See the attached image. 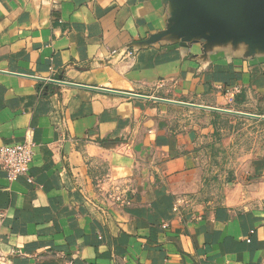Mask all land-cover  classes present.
Returning <instances> with one entry per match:
<instances>
[{
	"label": "crops",
	"instance_id": "0c3cea01",
	"mask_svg": "<svg viewBox=\"0 0 264 264\" xmlns=\"http://www.w3.org/2000/svg\"><path fill=\"white\" fill-rule=\"evenodd\" d=\"M169 17L166 0H0V146L35 142L32 182L0 170V264L264 263V214L206 187L222 112L158 100L263 117L264 52L143 44Z\"/></svg>",
	"mask_w": 264,
	"mask_h": 264
},
{
	"label": "water",
	"instance_id": "95a60500",
	"mask_svg": "<svg viewBox=\"0 0 264 264\" xmlns=\"http://www.w3.org/2000/svg\"><path fill=\"white\" fill-rule=\"evenodd\" d=\"M166 2L170 6L167 28L152 34L143 44L149 45L168 38L183 45L202 42L205 48L228 43L234 46L245 44L250 55L264 52V0H166ZM57 82L65 83L61 80ZM89 88L117 92L105 88ZM158 100L264 119V116L230 109L160 98ZM108 144L111 145L112 142Z\"/></svg>",
	"mask_w": 264,
	"mask_h": 264
},
{
	"label": "rangeland",
	"instance_id": "374dc122",
	"mask_svg": "<svg viewBox=\"0 0 264 264\" xmlns=\"http://www.w3.org/2000/svg\"><path fill=\"white\" fill-rule=\"evenodd\" d=\"M222 113L217 114L213 136L221 175L206 187L215 189L220 201L227 196L243 209L254 208L264 214V119ZM190 117L197 119L193 114ZM198 121L211 124L207 116H199ZM187 198L185 203H191L192 197Z\"/></svg>",
	"mask_w": 264,
	"mask_h": 264
},
{
	"label": "built area",
	"instance_id": "2783aa9c",
	"mask_svg": "<svg viewBox=\"0 0 264 264\" xmlns=\"http://www.w3.org/2000/svg\"><path fill=\"white\" fill-rule=\"evenodd\" d=\"M35 155V142L30 136L24 140L0 146V170L5 171L9 181H15L24 176L28 181L32 182L33 177L30 175V165ZM107 199L119 204L125 203L127 200L122 196L120 186L116 185L109 191ZM177 209V207H175ZM250 241V239H248Z\"/></svg>",
	"mask_w": 264,
	"mask_h": 264
},
{
	"label": "bare ground",
	"instance_id": "6f19581e",
	"mask_svg": "<svg viewBox=\"0 0 264 264\" xmlns=\"http://www.w3.org/2000/svg\"><path fill=\"white\" fill-rule=\"evenodd\" d=\"M198 105V104H197Z\"/></svg>",
	"mask_w": 264,
	"mask_h": 264
}]
</instances>
